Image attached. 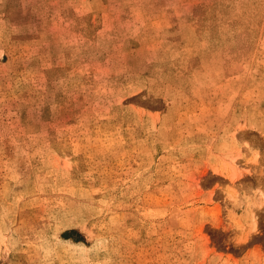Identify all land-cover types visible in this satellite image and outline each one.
I'll list each match as a JSON object with an SVG mask.
<instances>
[{"label":"rangeland","instance_id":"rangeland-1","mask_svg":"<svg viewBox=\"0 0 264 264\" xmlns=\"http://www.w3.org/2000/svg\"><path fill=\"white\" fill-rule=\"evenodd\" d=\"M0 264H264V0H0Z\"/></svg>","mask_w":264,"mask_h":264}]
</instances>
